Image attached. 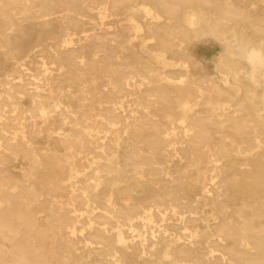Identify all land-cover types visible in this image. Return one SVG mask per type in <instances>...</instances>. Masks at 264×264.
<instances>
[{
	"label": "bare ground",
	"instance_id": "6f19581e",
	"mask_svg": "<svg viewBox=\"0 0 264 264\" xmlns=\"http://www.w3.org/2000/svg\"><path fill=\"white\" fill-rule=\"evenodd\" d=\"M207 42L228 104L190 78ZM244 47L264 50V0H0V264H264Z\"/></svg>",
	"mask_w": 264,
	"mask_h": 264
},
{
	"label": "rangeland",
	"instance_id": "374dc122",
	"mask_svg": "<svg viewBox=\"0 0 264 264\" xmlns=\"http://www.w3.org/2000/svg\"><path fill=\"white\" fill-rule=\"evenodd\" d=\"M254 1L255 0H253V2ZM259 11H261V9ZM129 34H130V32H129ZM129 34L127 32L124 33V36L122 38L123 42H124L123 45L126 46L127 49L133 50L135 52H139L140 51V47H139V43H138L137 40L133 41L134 47L130 46L127 43V38H128V36H130ZM146 35H148V34H146ZM146 38H147L146 42H147V44L150 47V51L151 50L154 51L156 49L155 40L150 39L149 35ZM193 46H191V48H193ZM197 48H198V50L199 49H203L201 51V53H202V56L204 57V59L207 62L206 69H202L200 67H191L190 68V73H191V77L190 78H192V79H194L196 81H199L201 79H205L207 81L206 84L216 83L215 85L217 87H219L221 89V91H222L221 94L218 96V98L220 99V101L222 103H227L228 104V101L231 99L229 94H232L233 91H234V88H235V86H234L235 80L233 79V77L230 74H228L227 79L229 80L230 84H224L223 82H221V80L219 78L220 74H218L213 69V60L215 58V55L219 51L218 45L214 44L212 42H207V43L203 44L202 46L198 45ZM127 49L124 50V51L127 52ZM169 57H171L170 54H169ZM132 58L134 60L141 61V62H144V63L149 61V59H148L149 57H147L146 53H138L135 56L133 55ZM183 58L184 59H188L187 57H183ZM242 63H244V64H241V66H243V65L246 66L244 60L242 61ZM174 72L175 73H173V75L176 76V77L185 75L184 72L183 73H180V72L178 73L176 71H174ZM246 82L248 83V81H246ZM249 89H253V87L249 86ZM256 91L258 92L257 94H261V93L264 92V87H258ZM212 94H214L216 96V93H214V91L212 92ZM255 99L257 101L259 100V98H255ZM29 102H30V98H27V101H26L27 105H29ZM200 107H201V109H204V111L206 110L205 109L206 107L204 105H201ZM210 132L213 134V136L218 138L219 135H218V133H216V130L214 128H212L210 130ZM226 133L231 135L232 131L230 129H227ZM38 141H39V144L41 146H43V147L46 146V144H47V139H46L45 135H43L42 137H39ZM142 148L146 149L147 147L143 146ZM240 163H242V162H238V164H240ZM28 166H29L28 162L26 160L20 158V159H18L16 161L10 163L9 170L14 176H16L17 178H21L22 179V175L28 169ZM89 260L93 264H95L98 261V257L95 254H92V256L90 257Z\"/></svg>",
	"mask_w": 264,
	"mask_h": 264
},
{
	"label": "clouds",
	"instance_id": "9594fccd",
	"mask_svg": "<svg viewBox=\"0 0 264 264\" xmlns=\"http://www.w3.org/2000/svg\"><path fill=\"white\" fill-rule=\"evenodd\" d=\"M241 54L248 68L247 78L251 82L257 83L258 74L264 71V50L244 47L241 49Z\"/></svg>",
	"mask_w": 264,
	"mask_h": 264
}]
</instances>
